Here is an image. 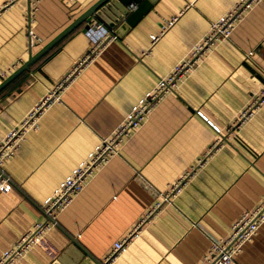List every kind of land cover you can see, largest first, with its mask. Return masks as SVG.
<instances>
[{"label": "crops", "instance_id": "1", "mask_svg": "<svg viewBox=\"0 0 264 264\" xmlns=\"http://www.w3.org/2000/svg\"><path fill=\"white\" fill-rule=\"evenodd\" d=\"M95 1L39 0L34 20L28 22L27 0H0V70L17 67ZM114 1L0 89V139L23 120L32 126L4 160L11 188L0 192V251L44 220L41 199L235 0H150L151 7L133 25L124 22L126 15L120 17L126 5ZM94 21L116 37L97 46ZM151 33L158 35L154 42ZM263 84L260 0L230 37L158 102L120 153L95 172L59 212L57 224L15 264L102 260L150 208L156 192L166 190L191 166L192 174L172 203L143 223L139 235L109 264L200 261L208 235L226 236L231 224L264 195V103L208 156L204 153L216 135L196 109L226 124ZM56 87L60 99L53 102L49 93ZM233 264H264V221Z\"/></svg>", "mask_w": 264, "mask_h": 264}, {"label": "built area", "instance_id": "2", "mask_svg": "<svg viewBox=\"0 0 264 264\" xmlns=\"http://www.w3.org/2000/svg\"><path fill=\"white\" fill-rule=\"evenodd\" d=\"M259 1L235 0L225 13L210 21L206 31L188 47L186 52L172 64L170 69L131 104L130 108L123 114L120 122L113 130L109 134L101 136L88 152L87 156L73 166L63 179L41 199L39 206L44 214V220L42 222H34L31 228L24 230L14 241L5 246L0 251V264H15L26 250L37 244L38 240L43 238L46 232L57 224V215L59 212L84 188L86 183L101 166L112 156L120 153L126 138L147 120L149 114L158 102L166 94L174 91L183 78L212 52L221 41L228 39L236 24ZM38 2L39 0H27L26 17L28 22L34 20ZM135 6L136 2L133 0L126 4L128 10L135 8ZM174 18L175 16L171 20H168L166 26L170 25ZM91 25L97 31L95 32L97 35V46L116 37L114 33L109 32L98 22L94 21ZM30 37L34 38L35 36L30 35ZM157 38L158 35L150 34L151 42H154ZM90 50L95 51V48L93 47ZM89 54H86L83 63ZM81 63L82 60H79L75 68ZM14 68H16L15 64H11L0 70V80L7 76ZM49 96H52L50 100H53V102L58 101L60 99L58 88L53 89L49 93ZM262 103H264V84L249 99L240 112L226 124L220 125L209 119L200 109H196V114L208 124L216 135L212 138L208 146V152H205L204 156H208V153L212 149L222 146L224 141L232 139L239 126ZM31 127L26 125L23 120L19 126L8 130L0 139V192L2 193L8 192L11 188L9 176L4 172V160L12 155L14 150L20 145L25 130H29ZM201 162V158L198 159L197 166ZM193 170L194 166H191L166 190L157 191L156 200L132 229L113 242L111 249L103 256L102 260L89 264H109L112 260L116 259L120 252H123L127 248L132 239L139 235L140 226L157 214L165 205L172 203L174 196L180 190L188 176L192 174ZM263 221L264 195L253 209L243 212L231 224L226 236L215 237L208 235L209 246L203 258L194 264H233L235 255L241 250L244 243L253 237Z\"/></svg>", "mask_w": 264, "mask_h": 264}, {"label": "water", "instance_id": "3", "mask_svg": "<svg viewBox=\"0 0 264 264\" xmlns=\"http://www.w3.org/2000/svg\"><path fill=\"white\" fill-rule=\"evenodd\" d=\"M122 5H126L131 0H116ZM137 4L135 8L128 12V9L125 6V10L120 15H126L124 17V22L128 25H133L141 16L144 14L150 7V0H133ZM114 4V0H96L91 4L86 10L79 14L73 21H71L65 28H63L59 33H57L53 38H50L45 44H43L38 50L34 53L29 54L27 58L14 68L7 76L0 80V89L6 85L10 80H12L16 75L23 71L29 64H31L37 57H39L43 52L52 47L57 41H59L64 35H66L73 28L78 26L81 22L85 21L87 17L93 16L94 14L101 15L104 12L105 6L108 4ZM109 7V6H108ZM86 28V26H84Z\"/></svg>", "mask_w": 264, "mask_h": 264}]
</instances>
